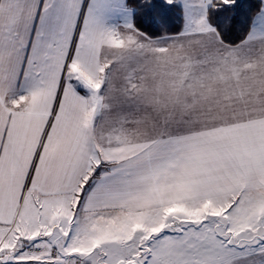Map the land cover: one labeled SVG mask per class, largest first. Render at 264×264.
<instances>
[{"label":"snow or ice","instance_id":"snow-or-ice-1","mask_svg":"<svg viewBox=\"0 0 264 264\" xmlns=\"http://www.w3.org/2000/svg\"><path fill=\"white\" fill-rule=\"evenodd\" d=\"M0 264H264V0H0Z\"/></svg>","mask_w":264,"mask_h":264}]
</instances>
